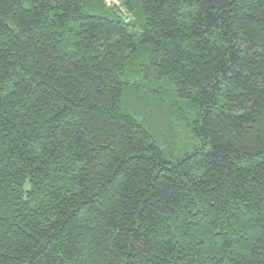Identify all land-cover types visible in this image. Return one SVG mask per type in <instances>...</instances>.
<instances>
[{
    "label": "trees",
    "instance_id": "1",
    "mask_svg": "<svg viewBox=\"0 0 264 264\" xmlns=\"http://www.w3.org/2000/svg\"><path fill=\"white\" fill-rule=\"evenodd\" d=\"M105 1L0 0V264H264V0Z\"/></svg>",
    "mask_w": 264,
    "mask_h": 264
},
{
    "label": "built area",
    "instance_id": "2",
    "mask_svg": "<svg viewBox=\"0 0 264 264\" xmlns=\"http://www.w3.org/2000/svg\"><path fill=\"white\" fill-rule=\"evenodd\" d=\"M106 4L115 8L126 22H131L134 19L133 13L121 0H106Z\"/></svg>",
    "mask_w": 264,
    "mask_h": 264
},
{
    "label": "rangeland",
    "instance_id": "3",
    "mask_svg": "<svg viewBox=\"0 0 264 264\" xmlns=\"http://www.w3.org/2000/svg\"><path fill=\"white\" fill-rule=\"evenodd\" d=\"M105 2H106V1H105ZM181 105H183V104H181ZM182 135H183V139H184V140H188V139L184 136L185 134H182Z\"/></svg>",
    "mask_w": 264,
    "mask_h": 264
}]
</instances>
